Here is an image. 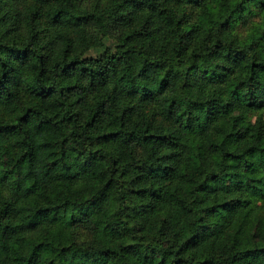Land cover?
Returning a JSON list of instances; mask_svg holds the SVG:
<instances>
[{"label": "trees", "instance_id": "1", "mask_svg": "<svg viewBox=\"0 0 264 264\" xmlns=\"http://www.w3.org/2000/svg\"><path fill=\"white\" fill-rule=\"evenodd\" d=\"M257 3L0 0V264H264Z\"/></svg>", "mask_w": 264, "mask_h": 264}, {"label": "rangeland", "instance_id": "2", "mask_svg": "<svg viewBox=\"0 0 264 264\" xmlns=\"http://www.w3.org/2000/svg\"><path fill=\"white\" fill-rule=\"evenodd\" d=\"M192 7H194V6H192ZM263 9H264V5L260 7V4H258L257 8H253V11L248 14V16L245 19V23L248 24L250 21H252L254 19H258L259 16L261 15V12ZM240 23H242V22H239L238 24H240ZM238 29H241V32H242V31H244V26L241 25ZM96 50L97 49L95 47H88L85 50V52L94 54V53H96ZM155 104L156 103L154 102V100L138 102V103H136V105L134 107V111L137 112V109H138L140 111L145 112L146 110H148L152 107H155ZM262 115L264 117V108L262 110ZM71 228H72L74 234L76 235V237H78V238H85L89 234L88 229L85 226H83L82 224L77 223V225H75Z\"/></svg>", "mask_w": 264, "mask_h": 264}]
</instances>
